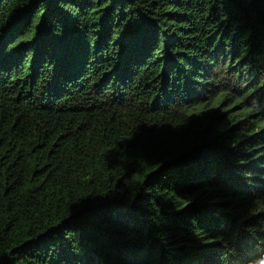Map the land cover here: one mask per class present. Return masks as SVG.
Instances as JSON below:
<instances>
[{"label": "trees", "instance_id": "16d2710c", "mask_svg": "<svg viewBox=\"0 0 264 264\" xmlns=\"http://www.w3.org/2000/svg\"><path fill=\"white\" fill-rule=\"evenodd\" d=\"M264 0H0V264H261Z\"/></svg>", "mask_w": 264, "mask_h": 264}, {"label": "clouds", "instance_id": "9594fccd", "mask_svg": "<svg viewBox=\"0 0 264 264\" xmlns=\"http://www.w3.org/2000/svg\"><path fill=\"white\" fill-rule=\"evenodd\" d=\"M261 264H264V261H262Z\"/></svg>", "mask_w": 264, "mask_h": 264}]
</instances>
